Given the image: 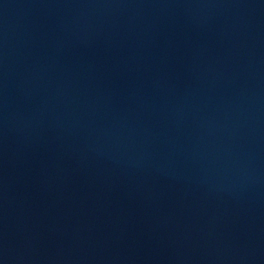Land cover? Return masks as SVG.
Wrapping results in <instances>:
<instances>
[{"label": "water", "instance_id": "1", "mask_svg": "<svg viewBox=\"0 0 264 264\" xmlns=\"http://www.w3.org/2000/svg\"><path fill=\"white\" fill-rule=\"evenodd\" d=\"M264 224V0H0V264H231Z\"/></svg>", "mask_w": 264, "mask_h": 264}]
</instances>
